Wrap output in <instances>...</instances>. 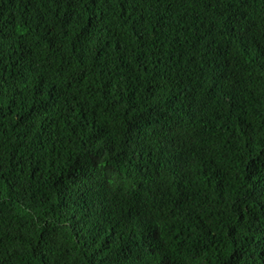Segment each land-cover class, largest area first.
<instances>
[{
    "label": "trees",
    "instance_id": "16d2710c",
    "mask_svg": "<svg viewBox=\"0 0 264 264\" xmlns=\"http://www.w3.org/2000/svg\"><path fill=\"white\" fill-rule=\"evenodd\" d=\"M0 264H264V0H0Z\"/></svg>",
    "mask_w": 264,
    "mask_h": 264
}]
</instances>
